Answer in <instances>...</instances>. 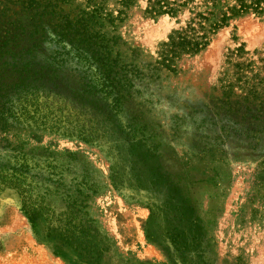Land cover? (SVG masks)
<instances>
[{
  "label": "rangeland",
  "instance_id": "obj_1",
  "mask_svg": "<svg viewBox=\"0 0 264 264\" xmlns=\"http://www.w3.org/2000/svg\"><path fill=\"white\" fill-rule=\"evenodd\" d=\"M120 1L0 0V26H30L51 9L70 17L95 4L114 17L123 11L113 54L138 76L119 118L135 124V140L147 139L135 155L122 146L123 179L112 182L116 159L104 148L25 127L0 132V161L55 160L62 190L80 182L104 238L98 264H264V0H165L174 13L155 16L148 0ZM199 14L207 29L221 24L207 46L175 58L173 70L158 65L170 36L189 25L199 31ZM21 214L17 194L0 192V264L25 250L37 262L38 249L51 257L39 264H79L68 246L54 255L58 243L44 240L42 222L38 235L29 223L24 233Z\"/></svg>",
  "mask_w": 264,
  "mask_h": 264
},
{
  "label": "trees",
  "instance_id": "obj_2",
  "mask_svg": "<svg viewBox=\"0 0 264 264\" xmlns=\"http://www.w3.org/2000/svg\"><path fill=\"white\" fill-rule=\"evenodd\" d=\"M120 3L127 7L131 0ZM148 3V14L174 13L165 0ZM122 14L120 10L114 17L95 4L74 17L51 9L38 13L30 26H0V132L25 127L102 147L116 159L111 167L112 182L123 179L117 161L124 159L122 146L128 143L135 155L147 139L135 140V124L122 123L119 118L138 76L119 53L113 54L118 37L111 33ZM45 15L57 17L56 22L47 24ZM198 16L204 20L197 22L199 31L189 25L187 31L170 36L158 65L173 70L175 58L196 54L207 46L208 33L221 24H210L207 29V18ZM24 156L0 161V192L17 194L20 211L34 234L38 235L36 226L42 222L44 240L58 243L52 246L54 255L60 256V248L68 246L79 264H98L104 238L88 216L80 182L62 190V169L55 160L39 163ZM136 182L145 184L139 176ZM156 212L150 217L156 218Z\"/></svg>",
  "mask_w": 264,
  "mask_h": 264
},
{
  "label": "bare ground",
  "instance_id": "obj_3",
  "mask_svg": "<svg viewBox=\"0 0 264 264\" xmlns=\"http://www.w3.org/2000/svg\"><path fill=\"white\" fill-rule=\"evenodd\" d=\"M16 224L17 225H22L25 229V225H26V230H23L24 233H26V231H28V222H27V219L21 214V217H17L16 218ZM22 230V229H21ZM29 242V240H28ZM31 244V243H30ZM31 246V245H30ZM26 248V247H25ZM31 248V247H30ZM28 250H25L24 253H21L20 254V259L18 261H16L15 263L17 264H39V263H42V262H51V257L50 255L47 253V252H44L43 250L41 249H38L36 250L35 254H38L39 256V261L35 262V260L37 258L35 257H30V255L28 254ZM15 256V255H14ZM14 263V264H15ZM13 264V263H12Z\"/></svg>",
  "mask_w": 264,
  "mask_h": 264
}]
</instances>
